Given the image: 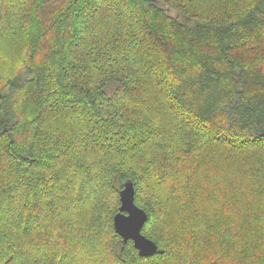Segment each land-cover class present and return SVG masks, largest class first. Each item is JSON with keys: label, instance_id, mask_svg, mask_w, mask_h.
Here are the masks:
<instances>
[{"label": "trees", "instance_id": "obj_1", "mask_svg": "<svg viewBox=\"0 0 264 264\" xmlns=\"http://www.w3.org/2000/svg\"><path fill=\"white\" fill-rule=\"evenodd\" d=\"M262 133L264 0H0V264H264Z\"/></svg>", "mask_w": 264, "mask_h": 264}, {"label": "water", "instance_id": "obj_2", "mask_svg": "<svg viewBox=\"0 0 264 264\" xmlns=\"http://www.w3.org/2000/svg\"><path fill=\"white\" fill-rule=\"evenodd\" d=\"M120 201L121 205L113 219L116 232L125 243L132 240L140 256L155 255L159 247L155 241L143 233L148 213L136 203V190L132 180L123 184L120 190Z\"/></svg>", "mask_w": 264, "mask_h": 264}, {"label": "rangeland", "instance_id": "obj_3", "mask_svg": "<svg viewBox=\"0 0 264 264\" xmlns=\"http://www.w3.org/2000/svg\"><path fill=\"white\" fill-rule=\"evenodd\" d=\"M162 5H163V4H162ZM163 6L166 8V11H167V13H168L170 16H172V17L178 19V20L181 21V22H184V21L186 20L185 18H183L182 16H180V15H179L174 9L168 7L167 5H163Z\"/></svg>", "mask_w": 264, "mask_h": 264}]
</instances>
